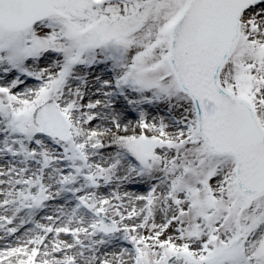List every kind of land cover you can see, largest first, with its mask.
Returning a JSON list of instances; mask_svg holds the SVG:
<instances>
[{
    "label": "snow or ice",
    "instance_id": "snow-or-ice-1",
    "mask_svg": "<svg viewBox=\"0 0 264 264\" xmlns=\"http://www.w3.org/2000/svg\"><path fill=\"white\" fill-rule=\"evenodd\" d=\"M0 264H264V0H0Z\"/></svg>",
    "mask_w": 264,
    "mask_h": 264
}]
</instances>
